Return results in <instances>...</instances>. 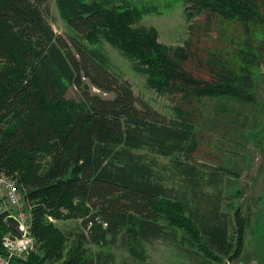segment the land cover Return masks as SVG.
Segmentation results:
<instances>
[{
  "label": "trees",
  "instance_id": "obj_1",
  "mask_svg": "<svg viewBox=\"0 0 264 264\" xmlns=\"http://www.w3.org/2000/svg\"><path fill=\"white\" fill-rule=\"evenodd\" d=\"M47 1L0 0V173L17 181L37 244L21 264H113L103 249L114 245L150 264L143 249L153 241L190 264L238 259L249 219L239 207L223 212L222 177L189 162L197 150L190 120L167 121L139 100L100 45L134 60L157 92L253 101L264 0H173L231 26L227 45L203 50L189 40L168 48L154 29L134 27L162 13L139 0H55L75 34L68 43L45 18ZM188 62L209 79L195 77ZM71 87L78 100L66 98ZM49 217L78 219L80 231L64 234ZM8 230L0 220V239ZM88 244L101 249L87 253Z\"/></svg>",
  "mask_w": 264,
  "mask_h": 264
},
{
  "label": "rangeland",
  "instance_id": "obj_2",
  "mask_svg": "<svg viewBox=\"0 0 264 264\" xmlns=\"http://www.w3.org/2000/svg\"><path fill=\"white\" fill-rule=\"evenodd\" d=\"M155 4L161 14L144 16L136 28L154 29L156 42L173 48L183 46L189 40L191 49H215L227 45L231 26L205 11L195 10L192 1L139 0ZM45 18L54 33L68 41L74 32L60 18L55 0L47 1ZM264 34V31H263ZM103 39V38H102ZM94 47L92 44H87ZM100 48L109 57L112 71L120 74L131 85L133 94L147 102L167 121L190 120L194 127L197 150L189 159L202 171H215L222 177V211L231 214L239 207L249 219L245 230V247L242 255L232 261L224 259L211 264H264V58L254 72L253 101L211 96H183L178 92H157L147 86V75L135 69V62L121 50L104 39ZM186 67L197 78L208 80V75L196 64L188 62ZM92 92L112 98L95 88ZM67 99L78 100V91L71 87ZM186 160L183 156H177ZM160 164H170L173 158L155 157ZM174 188L179 180L169 181ZM4 192V190H3ZM2 191L0 190V197ZM3 201V199H2ZM5 207V206H4ZM29 215V212H27ZM61 232H79L78 219L48 218ZM36 242V241H35ZM72 238L67 246H73ZM87 253L101 248L85 245ZM114 254L113 264H141L127 250L114 245L104 248ZM37 251V244H36ZM171 246L160 241L146 243L143 257L150 264H190L178 255Z\"/></svg>",
  "mask_w": 264,
  "mask_h": 264
},
{
  "label": "built area",
  "instance_id": "obj_3",
  "mask_svg": "<svg viewBox=\"0 0 264 264\" xmlns=\"http://www.w3.org/2000/svg\"><path fill=\"white\" fill-rule=\"evenodd\" d=\"M0 190L4 208L18 221L21 232L18 235L9 229L2 235L0 264H21L36 253V242L30 230V214L27 213L16 180L0 173Z\"/></svg>",
  "mask_w": 264,
  "mask_h": 264
},
{
  "label": "water",
  "instance_id": "obj_4",
  "mask_svg": "<svg viewBox=\"0 0 264 264\" xmlns=\"http://www.w3.org/2000/svg\"><path fill=\"white\" fill-rule=\"evenodd\" d=\"M0 220L5 223L8 229H10L11 231L15 232L18 235L21 234L19 230L18 221L14 217L10 216L8 211L5 210L0 213Z\"/></svg>",
  "mask_w": 264,
  "mask_h": 264
},
{
  "label": "crops",
  "instance_id": "obj_5",
  "mask_svg": "<svg viewBox=\"0 0 264 264\" xmlns=\"http://www.w3.org/2000/svg\"><path fill=\"white\" fill-rule=\"evenodd\" d=\"M5 209V208H4Z\"/></svg>",
  "mask_w": 264,
  "mask_h": 264
}]
</instances>
